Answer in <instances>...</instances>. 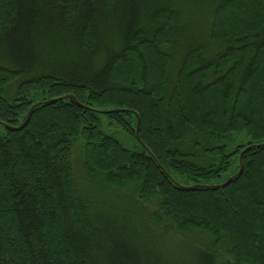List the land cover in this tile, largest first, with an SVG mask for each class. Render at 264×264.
<instances>
[{"label":"trees","instance_id":"trees-1","mask_svg":"<svg viewBox=\"0 0 264 264\" xmlns=\"http://www.w3.org/2000/svg\"><path fill=\"white\" fill-rule=\"evenodd\" d=\"M165 1L0 0V264H264V0Z\"/></svg>","mask_w":264,"mask_h":264},{"label":"rangeland","instance_id":"rangeland-1","mask_svg":"<svg viewBox=\"0 0 264 264\" xmlns=\"http://www.w3.org/2000/svg\"><path fill=\"white\" fill-rule=\"evenodd\" d=\"M144 2H145V7H144L145 10H144V12H142L140 14L138 13V16L134 18V21L132 20L133 25H136V27L151 28L149 25H153V23L156 22L157 26H164V24L167 23V20L170 19V16H168L166 12H162V13L161 12H155L154 9H158V7L161 8V6H163L162 4H159V0H143V3ZM166 2L167 1L163 0V3H166ZM149 5H152L151 8L154 7L153 11H151V12L149 10L150 9ZM167 5L169 6L168 10L171 11V9H172L171 4H167ZM132 6H133L132 9L135 13L137 8H135L134 5H132ZM163 9L165 11L164 6L160 10H163ZM148 14H152L154 19L151 18L150 16H148ZM121 15H122V13H121ZM115 16H117V14ZM201 18L202 19L204 18L203 14L201 15ZM190 19H191V17H190ZM190 19H187V17L185 16V13H184V15H183V13H180V14L178 13L176 18H173L170 22L168 21L169 24L174 25V28H175V34L174 35L175 36L180 35L182 37V39H183V36L187 37V39H185V40L183 39L184 42H182V44L180 43V37H176L178 40L175 43H173V45H172L173 49H174V53L177 51L179 53V56L183 53L182 50L187 48L186 47L187 44L193 45V46H196V45L206 46L207 45L205 40L203 43H199V42H202L199 40V38H200V36H203V35H202V31H199L198 28L201 27L203 29L202 25L201 26L195 25L192 22H190ZM108 21L102 22L103 28L104 27L111 28V27H115L118 25V19H116V18L114 20H110V22H108ZM195 22H196V24H200L199 21H195ZM38 25L39 26H36L37 28L42 27L41 22H39ZM69 38H70V36H68V39ZM70 40L72 42H74V44L69 45V47L71 49L72 48L74 49V46L79 47L80 45L83 46V44H84L83 42L77 43L75 37H74V40L73 39H70ZM46 41H44V42H46ZM61 44H63V43L61 42ZM211 44H214V42H211ZM63 51L60 52V57H62L63 54H65ZM68 55H69V53H67V55L65 54L64 56L67 57ZM100 63H101V58H99V60H97L95 62V67H98L100 65ZM107 131H109L113 135H116L124 143H127L129 141V138L127 137V135H125V134H124L125 136L121 135L119 133L120 131L116 128L112 127V128H109ZM116 136H114V137H116ZM73 148L74 149H73V154H72V162L74 164H76L75 167H77V165H79V157H80V153L82 151L81 142L80 141L76 142L74 144ZM119 191L121 192V190H119ZM151 207L152 208L150 210L155 211L156 208L154 207V205H152ZM177 237L180 239L188 240V241L200 240L202 243H209V240H210V237L208 235L192 236L191 234H185V235H181V236L178 235ZM217 254H222V253H217ZM225 254H223L222 258H224V259L232 258V257H230L229 254H226V255Z\"/></svg>","mask_w":264,"mask_h":264},{"label":"water","instance_id":"water-1","mask_svg":"<svg viewBox=\"0 0 264 264\" xmlns=\"http://www.w3.org/2000/svg\"><path fill=\"white\" fill-rule=\"evenodd\" d=\"M68 98L73 99L72 96H68ZM32 108H34V107H32ZM32 108H30V110L28 111L27 116H26V119H25V121L23 122V124H22L20 127H17V128H11L12 130H14V131H19V130H21L22 128H24V126H25L26 123L28 122V119H29L30 114H31V112H32ZM7 128H9V127H7ZM9 129H10V128H9ZM138 131H139V119L137 118V124H136V129H135V138H136V140H137L139 143H141V142H140V139H139ZM250 148H251V146H250V147H247L246 149L243 150V152L248 151ZM243 152L239 155L240 169H239L238 173H237L233 178L238 177V176L241 174V172H242L241 156H242ZM233 178L228 179V180L225 181L223 184L216 185V186H213V187H211V188H213V189L224 188V187H226L227 185L230 184V182H231V180H232ZM193 188H194V187H193ZM179 189H181V190H191L192 188H191V187H190V188H188V187H187V188L180 187Z\"/></svg>","mask_w":264,"mask_h":264}]
</instances>
